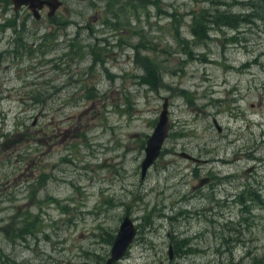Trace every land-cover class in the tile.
Masks as SVG:
<instances>
[{
  "label": "rangeland",
  "instance_id": "374dc122",
  "mask_svg": "<svg viewBox=\"0 0 264 264\" xmlns=\"http://www.w3.org/2000/svg\"><path fill=\"white\" fill-rule=\"evenodd\" d=\"M66 4L35 20L0 0V264H104L124 217L117 264H264V1Z\"/></svg>",
  "mask_w": 264,
  "mask_h": 264
},
{
  "label": "water",
  "instance_id": "95a60500",
  "mask_svg": "<svg viewBox=\"0 0 264 264\" xmlns=\"http://www.w3.org/2000/svg\"><path fill=\"white\" fill-rule=\"evenodd\" d=\"M10 3L14 12H17L23 7L29 9L35 20L40 19V11L44 6L49 8L48 17L53 16L60 6L59 0H10ZM167 108V100H164L162 110L158 116V121L153 129L152 134L146 141V147L144 149V159L140 164L142 178L145 177L149 168L158 159L163 143L168 137L170 125ZM180 156L187 159H192L186 154H181ZM203 185L204 183L200 182L198 187H202ZM136 235L137 227L129 217H124L111 246L110 255L104 264H117L121 262L129 251L130 246L133 244ZM168 252L169 260H171L172 255L170 247Z\"/></svg>",
  "mask_w": 264,
  "mask_h": 264
},
{
  "label": "flooded vegetation",
  "instance_id": "af4514ba",
  "mask_svg": "<svg viewBox=\"0 0 264 264\" xmlns=\"http://www.w3.org/2000/svg\"><path fill=\"white\" fill-rule=\"evenodd\" d=\"M60 1V6L58 7V9L59 8H61V7H63L64 5H67L66 4V0H59ZM80 2H92V1H101V0H86V1H81V0H79ZM26 8V7H25ZM22 9V8H21ZM44 9H48V12H49V8L48 7H46V6H44L43 7V9L42 10H44ZM57 9V10H58ZM29 10V9H28ZM42 10L40 11V13L42 12ZM30 11V10H29ZM52 17V16H51ZM50 18V17H49ZM72 53V52H71ZM72 63H74L75 65H77V62H75L74 60H72ZM169 125H170V123H169ZM220 128L218 129V131L220 132ZM169 135V134H168ZM181 154H186V155H188V156H190L192 159H187V158H184V157H181L180 155ZM179 155V157L180 158H182V159H184V160H187V161H190V163H195V164H200V165H207L208 164V160H202V159H199V158H196V157H194V156H192L191 154H187V153H185V152H182V153H179L178 154ZM193 159H195V160H193ZM154 164V163H153ZM253 169H251V170H249V173L252 171ZM148 172V171H147ZM147 174V173H146ZM219 175H220V173H219ZM226 176H228L227 178L229 179V180H227V183L228 184H226L229 188H230V186L232 187V184H233V182H238V180L237 179H235V176L233 175V174H229V175H226ZM225 177V176H224ZM233 179H235V180H233ZM212 181H213V177H211V176H207V177H204V178H202V179H200L199 181H198V184L196 185V186H193V188H192V190L193 191H201L202 189H204L206 186H208V185H211L212 184ZM200 182H203L204 183V185L202 186V187H198L199 186V183ZM215 184H216V182H215ZM214 184V185H215ZM226 201H228V200H226ZM241 202H245V203H247V201H244L243 199H242V201ZM137 232H138V229H137ZM170 247V250H171V255H172V259L171 260H169V261H172L173 260V256H174V250H173V247H172V245H170L169 246ZM169 247H168V250H169ZM169 253V252H168ZM168 259H169V257H168Z\"/></svg>",
  "mask_w": 264,
  "mask_h": 264
},
{
  "label": "trees",
  "instance_id": "16d2710c",
  "mask_svg": "<svg viewBox=\"0 0 264 264\" xmlns=\"http://www.w3.org/2000/svg\"><path fill=\"white\" fill-rule=\"evenodd\" d=\"M246 3H247V5L250 8H253V1H249V2H246ZM209 16H210V18H208L209 20L206 19L205 22L209 21L211 23H215L216 20H221V25L229 26V27H231L233 29H235L237 27V25L240 23V18L236 17V16H232L231 14L229 16L226 15V14L220 15L218 12L215 13V11H214V13H212ZM203 20H204V18H203ZM203 20L198 23L199 26L197 28V31H196V29H194L192 31V34L205 39L207 37L208 30L203 28V25H202L203 24ZM241 21H247V20L242 19ZM201 28L203 30H201ZM199 31H200V33H198Z\"/></svg>",
  "mask_w": 264,
  "mask_h": 264
}]
</instances>
